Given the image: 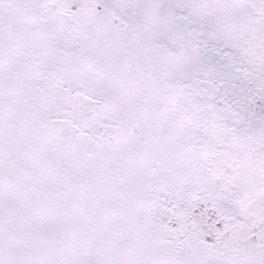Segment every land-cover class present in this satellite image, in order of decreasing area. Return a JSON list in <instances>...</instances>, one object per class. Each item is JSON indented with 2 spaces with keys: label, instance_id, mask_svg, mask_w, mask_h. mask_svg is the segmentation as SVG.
Listing matches in <instances>:
<instances>
[{
  "label": "snow or ice",
  "instance_id": "snow-or-ice-1",
  "mask_svg": "<svg viewBox=\"0 0 264 264\" xmlns=\"http://www.w3.org/2000/svg\"><path fill=\"white\" fill-rule=\"evenodd\" d=\"M0 264H264V0H0Z\"/></svg>",
  "mask_w": 264,
  "mask_h": 264
}]
</instances>
